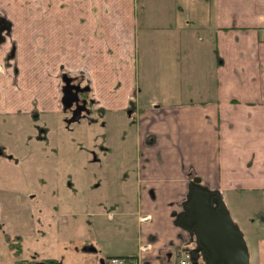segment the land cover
Masks as SVG:
<instances>
[{
	"label": "crops",
	"instance_id": "0c3cea01",
	"mask_svg": "<svg viewBox=\"0 0 264 264\" xmlns=\"http://www.w3.org/2000/svg\"><path fill=\"white\" fill-rule=\"evenodd\" d=\"M64 72L104 112L134 108L139 234L112 256L187 255L177 218L198 176L264 264V0H0V113L63 112ZM78 244L49 259L100 264Z\"/></svg>",
	"mask_w": 264,
	"mask_h": 264
},
{
	"label": "rangeland",
	"instance_id": "374dc122",
	"mask_svg": "<svg viewBox=\"0 0 264 264\" xmlns=\"http://www.w3.org/2000/svg\"><path fill=\"white\" fill-rule=\"evenodd\" d=\"M65 114L0 113V145L12 155L8 175V161L0 156V188L10 178L16 190L34 191L45 204L44 210H1L0 264L69 256L86 240L97 252L84 256L106 258L137 240L139 223L131 214L139 210L134 119L129 111L98 112V120L67 127ZM13 190H0L3 203L19 200ZM5 232L23 237L19 252Z\"/></svg>",
	"mask_w": 264,
	"mask_h": 264
},
{
	"label": "water",
	"instance_id": "95a60500",
	"mask_svg": "<svg viewBox=\"0 0 264 264\" xmlns=\"http://www.w3.org/2000/svg\"><path fill=\"white\" fill-rule=\"evenodd\" d=\"M62 78V104L65 110L72 111V116L66 119L70 125L82 119L84 105L80 104V94L90 91V86L75 84V78L68 73ZM184 208L178 214L177 222L189 230L191 240L195 242L188 252L192 264H201V258L204 264H250L244 233L234 221L218 190L202 184L200 177L193 178L189 183ZM86 249L96 250L92 246ZM100 264H107L104 258L100 259Z\"/></svg>",
	"mask_w": 264,
	"mask_h": 264
},
{
	"label": "flooded vegetation",
	"instance_id": "af4514ba",
	"mask_svg": "<svg viewBox=\"0 0 264 264\" xmlns=\"http://www.w3.org/2000/svg\"><path fill=\"white\" fill-rule=\"evenodd\" d=\"M65 73H68V72H64L62 74V77H63V75ZM68 74H69V76H72V77L75 78V80L73 81L75 84L81 83L82 86L89 85V84L84 83L83 80L79 76L72 75L70 73H68ZM63 85H64V81H63V78H62V88H63ZM62 95H63V92H62ZM80 97H81L80 104L85 106V107L83 106V111H82L83 117H82V119L86 118V119H88L90 121L98 120V119L93 117L94 113H98V112L103 113L104 109L96 106V99H94V97L91 94V86H90V91L81 93ZM61 104H62V97H61ZM75 107H76V105L73 106V108H75ZM62 109H63V112L66 113L65 123H66L67 127H70L73 123L70 124V125L67 124L66 119H68V118H70L72 116V111L70 109L65 110L63 104H62ZM133 109L134 108L131 106L130 108L127 109V111H129L130 114H131V112H133ZM32 115L37 117V115L35 113H33ZM74 123H76V122H74ZM38 138L40 140L44 139L43 135H40V137H38ZM0 150H1L0 156H5L6 157L5 161L6 160L8 161V163L6 164V168L7 169L5 171V173H7V175H8V173L12 172V166H11V163H10V162H12V160H11L12 159V155L11 154L10 155L7 154V156H6L5 155V149L1 145H0ZM195 177H198V176H195ZM195 177H193V178H195ZM193 178L191 180H193ZM11 182L12 181L10 180V178H8V181L6 183L8 186L0 188V190H7L8 189L10 191V189H15L13 191L16 192V194L19 193V200L16 199L15 202H10V204H7V203H3L2 199L0 198V216H1V210H44V206H45L44 201L39 199V197H37V194L34 191H27V192L25 191V192L22 193V191L16 190V188H14V186H13V183H11ZM185 201H186V198L182 201V210H185V208H184V202ZM47 207H48V209H50V206H47ZM5 237H6L8 242L12 241L15 244H20V245H21V241H22L21 239H23L22 236H17V235L16 236H12L11 234L6 233V232H5ZM92 247H94V246H92ZM185 251H187V247L186 246L182 247L180 249V253H183ZM94 252H96V250ZM111 257H114V256H109L107 258H104V260H105V262L107 264H109L108 262H109V259ZM118 257H120V256H118ZM53 261H54L53 259L43 258L41 260H33V261H27V262H23L22 261V262H20V264H41L42 262H45L47 264H53Z\"/></svg>",
	"mask_w": 264,
	"mask_h": 264
},
{
	"label": "built area",
	"instance_id": "2783aa9c",
	"mask_svg": "<svg viewBox=\"0 0 264 264\" xmlns=\"http://www.w3.org/2000/svg\"><path fill=\"white\" fill-rule=\"evenodd\" d=\"M109 264H143L140 258L132 257V258H126V257H118L114 256L109 259ZM177 264H191L189 254L187 253L185 258H181L178 260Z\"/></svg>",
	"mask_w": 264,
	"mask_h": 264
},
{
	"label": "trees",
	"instance_id": "16d2710c",
	"mask_svg": "<svg viewBox=\"0 0 264 264\" xmlns=\"http://www.w3.org/2000/svg\"><path fill=\"white\" fill-rule=\"evenodd\" d=\"M10 244V247L11 248H16L17 249V252H19L21 250V245L20 244H15L14 242L10 241L9 242ZM192 248V247H191ZM190 247H188V249H191ZM123 257H126V258H132L131 256H123ZM56 263L55 260L53 261V264ZM17 264H20L17 262Z\"/></svg>",
	"mask_w": 264,
	"mask_h": 264
}]
</instances>
